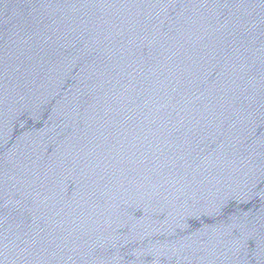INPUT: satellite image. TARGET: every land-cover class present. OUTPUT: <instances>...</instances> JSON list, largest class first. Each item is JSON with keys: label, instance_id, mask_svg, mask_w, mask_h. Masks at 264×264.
<instances>
[{"label": "water", "instance_id": "obj_1", "mask_svg": "<svg viewBox=\"0 0 264 264\" xmlns=\"http://www.w3.org/2000/svg\"><path fill=\"white\" fill-rule=\"evenodd\" d=\"M0 264H264V0H0Z\"/></svg>", "mask_w": 264, "mask_h": 264}]
</instances>
